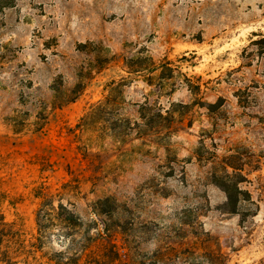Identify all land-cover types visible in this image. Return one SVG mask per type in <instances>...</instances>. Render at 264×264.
Returning <instances> with one entry per match:
<instances>
[{
	"label": "rangeland",
	"instance_id": "obj_1",
	"mask_svg": "<svg viewBox=\"0 0 264 264\" xmlns=\"http://www.w3.org/2000/svg\"><path fill=\"white\" fill-rule=\"evenodd\" d=\"M10 1L0 214L25 244L48 197L133 260L264 264V0Z\"/></svg>",
	"mask_w": 264,
	"mask_h": 264
},
{
	"label": "trees",
	"instance_id": "obj_2",
	"mask_svg": "<svg viewBox=\"0 0 264 264\" xmlns=\"http://www.w3.org/2000/svg\"><path fill=\"white\" fill-rule=\"evenodd\" d=\"M10 4V0H0V10ZM224 189L227 203L235 206L240 191L234 183L233 188L232 185H226ZM103 204H106V208L94 210L97 215H106L111 219L114 210L111 209L109 198L98 200L94 206L101 207ZM35 224L36 236L32 242L25 244L20 230L13 223L5 222L0 214V264H30V256L34 259L32 264H146L144 260L130 258L126 239L120 247L113 242L112 227L105 221L102 231L93 236L90 229L84 227L79 216L61 202L54 205L51 198L42 197L35 212ZM115 227L123 229L119 224ZM52 238H56L59 249L42 253L43 247ZM35 252H40V258L46 259V262H38L33 256ZM216 258L220 256L217 255ZM148 264L156 263L150 260Z\"/></svg>",
	"mask_w": 264,
	"mask_h": 264
}]
</instances>
